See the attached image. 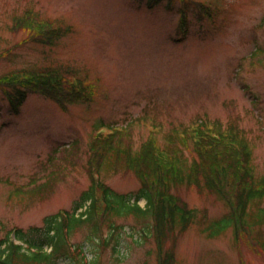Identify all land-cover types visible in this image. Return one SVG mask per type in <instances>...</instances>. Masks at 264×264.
<instances>
[{
  "label": "rangeland",
  "instance_id": "rangeland-1",
  "mask_svg": "<svg viewBox=\"0 0 264 264\" xmlns=\"http://www.w3.org/2000/svg\"><path fill=\"white\" fill-rule=\"evenodd\" d=\"M187 4V33L180 38L179 10ZM202 4L211 9L214 2L153 0L148 8V0H0V78L60 68L89 92L87 100L64 106L28 93L14 113L0 86V240L11 228L42 227L46 218L72 210L91 185L85 152L100 124L128 129L121 136L128 135L137 150L151 133L162 147L166 133L201 120L235 123L252 144L257 173L264 174V55L252 57L264 48V0H223L226 12L210 14L213 21L194 8ZM28 11L60 29V36L45 39L51 32L15 26L31 16ZM68 147L77 152L67 155ZM52 172L56 179L35 193ZM101 180L117 193L139 187L125 171L102 173ZM177 192L201 216L227 214L215 194L186 187ZM138 204L145 207L144 200ZM111 225L123 227L112 253L117 264H157L154 240L141 238L148 221L129 215ZM101 228L98 239L88 225L67 238L86 263L112 264L104 250L112 229ZM237 251L231 229L208 239L193 227L177 239L175 258L178 264H240ZM246 258L264 264L257 256ZM52 264L69 263L59 258Z\"/></svg>",
  "mask_w": 264,
  "mask_h": 264
},
{
  "label": "trees",
  "instance_id": "trees-1",
  "mask_svg": "<svg viewBox=\"0 0 264 264\" xmlns=\"http://www.w3.org/2000/svg\"><path fill=\"white\" fill-rule=\"evenodd\" d=\"M147 6H153V0H148ZM197 6L194 8L202 18L210 17L211 9L203 4ZM188 7L191 6L183 5L179 10L180 38L187 33ZM35 13L26 12L31 16L23 21L22 18L17 19L15 26L48 30L51 34H47L45 39L60 36V29L53 30L48 23L39 22L33 16ZM255 53L259 56L264 54V48L258 46L252 57ZM65 75H68L67 79ZM72 76L73 73L60 68L47 72L16 73L0 78V86L6 88L4 93L11 109L17 113L27 94L33 92L60 106L87 100V86L79 79L73 85ZM105 125L98 126L107 127L108 132L90 135L89 149L85 152V169L91 181L89 189L80 196L70 212L66 210L63 216L57 213L46 218L44 226L27 230L10 229L0 240V264H52L59 258L69 264H89L83 259L79 246L76 253L70 251L67 238L79 226L88 225L94 228V236L98 239V231L104 224L112 229L104 250L110 251L112 264H117L118 260L112 253L115 254L123 227L111 225V222L129 215L150 224L141 238L154 240L157 264H178L175 258L177 239L193 227L208 239L218 238L231 229L240 264H248L247 255L257 256L264 263V174L257 173L252 144L237 124L201 120L180 132L166 133L168 141L162 147L158 146L154 133H151V137L137 150L132 149L128 135L121 136L127 134L128 129L117 130ZM155 126L158 133L160 125ZM65 152L69 155L77 150L68 147ZM71 162L76 163L75 160ZM120 171L135 176L139 183L135 191L117 193L101 180L102 173ZM54 175L52 172L46 182L38 185L35 193L41 194L50 180L56 179ZM183 187L215 194L225 201L227 214L214 218L206 214L201 216L178 194L177 190ZM28 193L34 195L31 190ZM140 200L145 201L144 208L139 206ZM87 202L86 209L75 216V212ZM133 235L129 234L131 238ZM91 239L94 240V237ZM167 242H171L170 247L166 246ZM94 263L100 264L98 260Z\"/></svg>",
  "mask_w": 264,
  "mask_h": 264
}]
</instances>
